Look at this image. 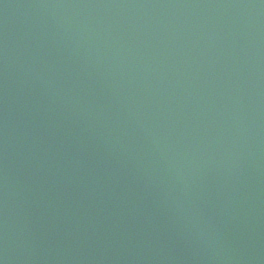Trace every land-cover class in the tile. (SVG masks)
<instances>
[{
    "label": "water",
    "instance_id": "water-1",
    "mask_svg": "<svg viewBox=\"0 0 264 264\" xmlns=\"http://www.w3.org/2000/svg\"><path fill=\"white\" fill-rule=\"evenodd\" d=\"M0 264H264V0H0Z\"/></svg>",
    "mask_w": 264,
    "mask_h": 264
}]
</instances>
